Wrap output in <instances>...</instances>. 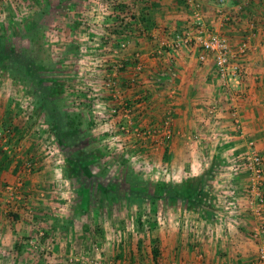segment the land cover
Here are the masks:
<instances>
[{"label":"rangeland","instance_id":"1","mask_svg":"<svg viewBox=\"0 0 264 264\" xmlns=\"http://www.w3.org/2000/svg\"><path fill=\"white\" fill-rule=\"evenodd\" d=\"M90 1H97L99 6L108 7L100 3L101 0ZM125 1L132 7L134 3L147 4L146 0ZM209 1L216 8L214 14L224 12L223 9L232 4V0H223L222 3L217 0ZM238 1L241 2V7H245L249 0ZM58 2L59 0H0V100L7 104L1 111L0 130L10 131L9 135L0 136V159L5 155L3 165H7L8 170L12 167L11 172L5 171L8 173L7 178L3 180L0 177V264H106L110 261L114 264H154L152 250L157 247L160 264H187L180 251L172 256L166 254L161 245L164 238L175 231L169 217L163 216L171 212L172 206L160 204L156 199L158 185L155 181L164 182L167 179L166 175H161L163 164L167 165L168 162L167 158H162L166 154L160 156L157 153L164 145L155 150L154 141L120 131V121L114 117L111 118L115 129L106 131L111 129L112 122L104 123L105 117L108 118L109 110L115 104L106 87V76L112 68L108 67L107 50L98 49L94 45L95 48H87L83 52L86 60H80L81 51L74 38L81 36L77 34L78 29L74 30L75 24H65L68 19L73 21L77 14H67L70 6L60 7ZM118 2L120 4L121 0ZM89 4L87 0L82 2L83 18H91L84 14L88 13ZM196 5L199 7V3ZM198 13L200 15V9ZM106 15L105 10L98 14L103 21L108 17ZM131 16L135 22L140 19L136 14ZM192 19L194 24L193 14ZM114 22H119V19L115 18L112 23ZM83 27L85 28L81 30L85 37L94 36L91 33L89 35L87 25ZM98 30L101 35L102 28ZM108 30L105 28L106 33L111 34ZM121 33L122 30L119 29L117 34ZM134 33L136 30L131 36ZM243 39L249 40L248 37ZM119 42L123 41L113 43L114 49H117L115 47ZM163 51L159 49V56ZM249 53L250 41L249 50L239 59L243 68V62ZM93 57L98 60V65L91 64ZM73 72L76 73L75 76ZM133 72L138 78L142 74L135 69ZM118 74L117 81L120 80ZM243 75L239 82L232 83L230 93L226 92L228 102L231 96H235V102H238V95L233 91L243 82L245 68ZM61 87L64 88L63 92L59 89ZM59 100L65 101V105H61L63 102H58ZM137 100L128 102L134 108L132 112L144 113L143 104L138 106ZM77 102L83 108L90 106L92 117H96L91 128L93 137L89 140L85 139L86 136L81 137L79 142L75 138L73 140L70 134L65 138L66 142L62 143L58 133L65 132L66 122L75 120L80 115L79 108L73 106ZM10 106L15 110L14 115L8 114L7 108ZM142 113H138V116ZM46 118L51 120L52 129L43 122ZM32 119L33 126L30 128L27 124ZM141 119L143 121L137 122L136 126L130 124L129 127H137L143 131L163 126L164 120L159 123L150 120L143 124L145 120ZM77 142L79 147L84 148L80 149L81 154L74 150ZM60 146L64 158L59 151ZM49 148H53L51 155ZM91 151L95 157H88ZM64 159L72 160L71 167H75V162L79 166H92L94 172L87 174L86 179L91 178L103 185H94L90 190L91 197L95 198L96 195L102 205H93L90 212L94 215L82 217L83 220L76 222V229H70L79 208L74 200L84 193L79 194L77 189L74 190L76 182L73 172L69 178L75 183L69 182L67 173H59ZM27 163L32 164V170L25 169ZM48 167L51 169L43 173ZM127 179L133 186L121 185ZM18 181L22 182V187L12 195L7 193L6 187L17 185ZM110 182H119V185L113 188L109 185ZM135 186H143L144 190H137ZM110 198L112 201L114 199V203L107 202ZM97 208L101 209V213H96ZM75 231L76 242L69 238ZM190 235L186 237L192 238Z\"/></svg>","mask_w":264,"mask_h":264},{"label":"crops","instance_id":"2","mask_svg":"<svg viewBox=\"0 0 264 264\" xmlns=\"http://www.w3.org/2000/svg\"><path fill=\"white\" fill-rule=\"evenodd\" d=\"M87 1L90 3L89 11L84 14H88L90 19L82 17L83 0L58 2L60 7L70 6L67 8L69 9L68 12L66 11L67 14L73 12L77 14L73 21L70 22L68 19L65 24H75L74 30L78 29L77 34L81 36L74 38L81 51L79 59L86 60L82 55L83 52L87 48H95L96 45L98 49L107 50L105 51L109 59L108 67H114L120 61L125 65L118 74L120 90L124 93L127 104L136 98L140 99L144 110V113L132 112L129 117L132 126L143 121L141 118L145 120L143 124L150 120L159 123L161 120L171 119V140L168 145H164L165 148L162 147L157 152L160 156L166 154L162 158H167L168 162L167 165L163 164L161 175H166L168 180L155 181L158 186L170 190L169 194L164 192L156 198L160 204L172 206L171 212L163 215L169 217L173 222L172 227L175 228H173L175 231L161 242L166 254L173 256L180 251L187 264H257V245L250 238V234L259 224V218L256 210L249 207L246 201L247 175L234 173L231 170V162L240 159L251 150L264 158V0H249L245 7H241V2L238 0H232L231 6L223 9L224 12L219 13L216 10L219 14H214L216 8L209 0H184L185 3L182 2L183 0H146L147 4L134 3V7L130 6L128 1L121 0L120 4L108 10L104 6L96 5L94 1ZM194 3H199L202 24L224 37L233 48H236L244 37L249 38L251 53L243 62L246 76L233 91L238 95L236 103L240 124L238 130L234 127L226 92L217 77L212 58L208 57L206 62H199L198 56L202 54V50L193 44L178 52L164 50L159 56L160 41L172 39L191 30ZM242 9L244 11L241 12ZM104 10L109 20L105 18L103 21L99 18V12ZM131 14H136L140 19L138 23L128 22L123 29L126 30L125 33L117 34L118 30L111 34L106 33L105 28L109 29L115 18L120 19L123 16L130 18ZM236 15L239 17L237 18ZM235 19L237 21H234ZM131 24H142V27L129 28ZM84 25L89 27V35L91 33L94 36L85 37V33L81 30L85 28ZM97 28H102L101 35ZM135 30L134 36H131ZM89 38L92 40H88ZM116 41L127 42V48L119 55L112 53ZM135 54H140L143 67L139 78L133 72ZM91 64L98 65V60L93 57ZM162 72L166 75L159 78ZM59 89L61 92L64 91L62 87ZM62 95L63 93L60 94ZM58 102H63L61 105H65L63 100ZM77 103L73 106L79 108L80 115L75 120L66 122L65 132L58 133L62 143L66 142L65 138L70 134L73 140L85 136V139L89 140L93 137L91 128L96 117H92L90 106L84 105L86 108H83L82 104ZM6 107L7 104L0 100V115ZM213 108L214 119H211L209 111ZM7 110L9 115L11 113L14 115L15 110L12 106ZM138 113H142L140 117ZM32 121L33 119L27 124L30 128L33 126ZM112 121L113 119L108 116L105 117L104 123ZM43 122L52 129L51 120L46 118ZM110 127V130L106 129L107 132L115 129V123L112 122ZM133 129L134 127H129L131 132ZM51 134L53 135L54 132ZM251 141L254 143L253 149L249 146ZM61 146L59 151L62 156ZM76 146L74 150L81 154L80 149L84 148L79 147L78 142ZM89 156L95 157L92 151L89 152ZM64 161L65 159L61 161L65 165H60L63 168L59 173L62 175L67 173L69 178L70 173L73 172L76 182L74 190L77 189L79 194L84 193L74 200L77 201L79 208L70 229L74 227L76 229L77 221L93 214L91 213L93 205H102L96 195L95 198L91 197L90 190L95 187L94 185L100 184L101 187L103 185L91 178L86 179L87 174L94 172L92 166L85 164L79 166L75 162L73 163L75 167H71L72 160H67V164V161ZM11 169L10 166L9 170H0V177L3 180L7 178L6 172H11ZM50 169L48 167L43 173ZM68 180L75 183L71 178ZM110 184L114 188L119 182H110ZM121 185L133 186L128 179ZM233 188L235 190H232ZM135 189L143 191L144 187L135 186ZM262 191L264 193V175ZM234 192H236L235 209L232 208L230 200ZM115 201L119 202L118 199ZM107 202L112 204L114 199L112 201L110 198ZM96 213H101V209L97 208ZM190 232L195 234L191 233L192 238L186 237ZM76 234L75 231L69 235L74 242H76Z\"/></svg>","mask_w":264,"mask_h":264},{"label":"built area","instance_id":"3","mask_svg":"<svg viewBox=\"0 0 264 264\" xmlns=\"http://www.w3.org/2000/svg\"><path fill=\"white\" fill-rule=\"evenodd\" d=\"M100 1V0H99ZM119 0H101L100 3L106 4L105 7L107 10L110 8H114L117 6ZM219 3H222L223 0H217ZM99 2L96 1V5ZM194 12L193 18L195 19L194 28H192L189 32H186L182 35H178L172 39L164 40L159 43L158 49L172 50L174 52L179 51L183 48H187L190 44L200 47L202 50V54L198 56L199 62H206L207 58L210 57L213 60L217 76L220 79L222 88L225 92L230 93V89L232 88V83H237L243 78L244 68L239 62V59L249 50V40H243L239 46L234 49L229 42L222 36L213 33L209 30L204 24H202L200 15L198 13V6L193 4ZM130 18L125 16L122 18H118L119 22L117 24H112L109 27V32H115L117 30H122L123 33L126 30H123L128 25V22H135L132 20L133 16L129 15ZM142 24H131V27L140 28ZM128 28V29H129ZM117 49H113L112 53L114 55H119L122 50L127 48L126 42H119ZM159 53V51H158ZM134 69L138 73H142L143 67L140 62L141 57L140 54L134 55ZM124 64L120 61L114 67L111 68L109 74L106 76V87L109 89L111 96L115 102L114 106L109 110V117L117 118L119 122V130L125 133L131 132L129 130V117L132 114L133 107L125 102L124 94L121 92L119 84L116 79L118 72L124 68ZM165 73H161L159 78L165 77ZM229 100V108L231 109V113L234 119V127L238 130L240 128L239 120L237 117V104L235 96H231ZM139 103L138 106L141 105L140 99L137 100ZM142 106V105H141ZM211 119H214V108L209 111ZM110 121V120H109ZM215 123V122H214ZM163 126L154 130H139L134 128L132 130V134L137 138L142 139H150L154 141V149L158 150L161 145H166L170 142L172 131H171V119L167 118L163 121ZM10 131H1L0 136L9 135ZM249 146L251 149L254 148V143L249 142ZM49 154H53V148H49ZM25 169L27 171L32 170V164L27 163L25 165ZM231 170L234 173H245L248 178V189L246 192V201L249 207L256 210V214L259 218V224L255 226L252 230L251 238L257 244V264H264V216H263V207H264V193L262 191L263 185V175H264V158L262 155L257 153L256 151H249L245 153L240 159H234L231 162ZM21 183L18 181L17 185L6 187L7 193L12 195V193L21 188ZM13 187V188H12ZM232 190H235L234 188ZM230 200L232 204V208L235 209L234 202L236 201V192ZM95 264H104L100 262H95ZM106 264H114L113 261L107 262Z\"/></svg>","mask_w":264,"mask_h":264},{"label":"trees","instance_id":"4","mask_svg":"<svg viewBox=\"0 0 264 264\" xmlns=\"http://www.w3.org/2000/svg\"><path fill=\"white\" fill-rule=\"evenodd\" d=\"M3 157V158H2ZM2 160L0 159V170H6L7 169V165H3V160L6 159V156L5 155H2L1 156ZM156 193H157V196L158 195H162L165 193L169 194L170 193V190L167 189V188H164V187H160L158 186L156 188ZM45 236V234H44ZM47 237V236H46ZM43 239V238H42ZM158 248V247H157ZM157 248H154L152 250V255H153V261H154V264H160L159 261H158V257H159V251Z\"/></svg>","mask_w":264,"mask_h":264}]
</instances>
